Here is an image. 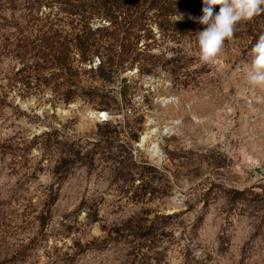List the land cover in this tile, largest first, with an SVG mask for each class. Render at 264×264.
Returning a JSON list of instances; mask_svg holds the SVG:
<instances>
[{"label": "rangeland", "instance_id": "rangeland-1", "mask_svg": "<svg viewBox=\"0 0 264 264\" xmlns=\"http://www.w3.org/2000/svg\"><path fill=\"white\" fill-rule=\"evenodd\" d=\"M34 2L0 0V264H264V87L247 80L264 13L212 63L154 25L111 113L59 101L24 57Z\"/></svg>", "mask_w": 264, "mask_h": 264}, {"label": "trees", "instance_id": "trees-1", "mask_svg": "<svg viewBox=\"0 0 264 264\" xmlns=\"http://www.w3.org/2000/svg\"><path fill=\"white\" fill-rule=\"evenodd\" d=\"M45 1L35 0L38 8L28 15L33 38L23 45L24 57L35 61L34 70L38 72L52 70L47 81L56 86L59 101L69 103L80 98L111 113L116 111L113 105L117 94L111 86H115L120 73L138 60H152L151 46L158 41L154 25L170 35L166 42L177 45L182 37L196 42L197 32L205 27L195 19L203 15V0ZM42 6L48 11L42 13ZM218 11L216 6L214 14ZM96 22L101 26L93 27ZM141 41L145 42L143 47L139 46ZM95 58L101 60L97 68L91 66ZM172 59L185 57L178 54ZM111 126L106 123L102 128ZM110 136L109 131L101 134L106 140Z\"/></svg>", "mask_w": 264, "mask_h": 264}, {"label": "clouds", "instance_id": "clouds-1", "mask_svg": "<svg viewBox=\"0 0 264 264\" xmlns=\"http://www.w3.org/2000/svg\"><path fill=\"white\" fill-rule=\"evenodd\" d=\"M216 6H219V11L214 14ZM202 13L201 17L195 18L205 26L197 32L198 51L195 55L203 63H212L225 41L233 38L239 22L264 13V0H203ZM250 55L252 60L247 80L252 86L264 87V35L253 45Z\"/></svg>", "mask_w": 264, "mask_h": 264}, {"label": "water", "instance_id": "water-1", "mask_svg": "<svg viewBox=\"0 0 264 264\" xmlns=\"http://www.w3.org/2000/svg\"><path fill=\"white\" fill-rule=\"evenodd\" d=\"M95 114H96V116L98 115V116H97V118H99V119H102V120L106 121V120H105V117H104V116H102V114H104L103 112H96ZM256 171H257V172H259V169H258V168H256Z\"/></svg>", "mask_w": 264, "mask_h": 264}, {"label": "bare ground", "instance_id": "bare-ground-1", "mask_svg": "<svg viewBox=\"0 0 264 264\" xmlns=\"http://www.w3.org/2000/svg\"><path fill=\"white\" fill-rule=\"evenodd\" d=\"M93 116H94V117H97L98 115L96 116V114L94 113V114H93ZM102 116H104V117H105V114H102Z\"/></svg>", "mask_w": 264, "mask_h": 264}]
</instances>
